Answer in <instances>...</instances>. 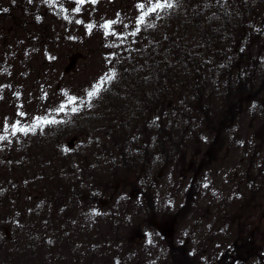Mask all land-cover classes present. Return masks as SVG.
I'll use <instances>...</instances> for the list:
<instances>
[{
  "label": "rangeland",
  "instance_id": "1",
  "mask_svg": "<svg viewBox=\"0 0 264 264\" xmlns=\"http://www.w3.org/2000/svg\"><path fill=\"white\" fill-rule=\"evenodd\" d=\"M167 2L0 0V264H264V0Z\"/></svg>",
  "mask_w": 264,
  "mask_h": 264
},
{
  "label": "snow or ice",
  "instance_id": "2",
  "mask_svg": "<svg viewBox=\"0 0 264 264\" xmlns=\"http://www.w3.org/2000/svg\"><path fill=\"white\" fill-rule=\"evenodd\" d=\"M77 2L82 4V3H84V0H77ZM93 2H95V0H93ZM138 7H140V8L143 9V8H145V5L141 4V5H138ZM163 7H172V4L171 3H168L167 0H163V2H162V0H155V3L148 8V11L147 12H145V15H147L148 12H156L157 10H159V9H161ZM76 10L79 11V9H76ZM143 19H144V17L141 16V18H140V22L141 23L143 22ZM112 23H114V22H111L110 21V22L106 23L104 25V27L105 28H108V27H110V25ZM89 27H91V25H89ZM133 35H135V33H133ZM111 78H112L111 76L102 77L100 83H98L96 85H93L92 90L88 92V96L89 97L95 96L97 94V92L100 90V87H101L102 82L105 79H111ZM75 99H76L75 97H69V102H73ZM62 109H63V106H61V110ZM73 111H75V109H73ZM44 122L45 123H55L56 121H54V120L53 121H47V120H45ZM21 131H24V129H21Z\"/></svg>",
  "mask_w": 264,
  "mask_h": 264
},
{
  "label": "water",
  "instance_id": "3",
  "mask_svg": "<svg viewBox=\"0 0 264 264\" xmlns=\"http://www.w3.org/2000/svg\"><path fill=\"white\" fill-rule=\"evenodd\" d=\"M174 228L171 226L169 230L166 232V235L171 236L173 234Z\"/></svg>",
  "mask_w": 264,
  "mask_h": 264
},
{
  "label": "flooded vegetation",
  "instance_id": "4",
  "mask_svg": "<svg viewBox=\"0 0 264 264\" xmlns=\"http://www.w3.org/2000/svg\"><path fill=\"white\" fill-rule=\"evenodd\" d=\"M163 224H165V223H163ZM161 229H162V231H164V230H166V227L161 225Z\"/></svg>",
  "mask_w": 264,
  "mask_h": 264
}]
</instances>
